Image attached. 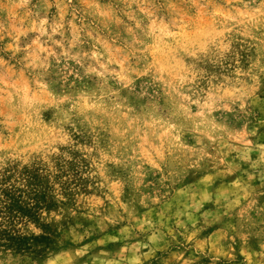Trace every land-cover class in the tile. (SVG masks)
I'll list each match as a JSON object with an SVG mask.
<instances>
[{
	"label": "rangeland",
	"instance_id": "rangeland-1",
	"mask_svg": "<svg viewBox=\"0 0 264 264\" xmlns=\"http://www.w3.org/2000/svg\"><path fill=\"white\" fill-rule=\"evenodd\" d=\"M14 166L47 202L0 264H264V0H0Z\"/></svg>",
	"mask_w": 264,
	"mask_h": 264
},
{
	"label": "trees",
	"instance_id": "trees-1",
	"mask_svg": "<svg viewBox=\"0 0 264 264\" xmlns=\"http://www.w3.org/2000/svg\"><path fill=\"white\" fill-rule=\"evenodd\" d=\"M44 179L38 167L14 166L0 175V247L32 249L28 237L11 230L23 219H37L41 206L47 202Z\"/></svg>",
	"mask_w": 264,
	"mask_h": 264
}]
</instances>
